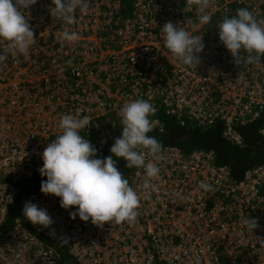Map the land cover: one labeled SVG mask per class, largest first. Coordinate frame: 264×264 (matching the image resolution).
Returning a JSON list of instances; mask_svg holds the SVG:
<instances>
[{"label": "built area", "instance_id": "1", "mask_svg": "<svg viewBox=\"0 0 264 264\" xmlns=\"http://www.w3.org/2000/svg\"><path fill=\"white\" fill-rule=\"evenodd\" d=\"M87 4L69 26L51 17V0H37L27 10L36 45L0 64V264H196L197 258L199 264H264V165L235 180L212 152L185 155L163 146L154 189L145 194L143 169L127 172L116 163L140 196L134 224L97 227L72 219L75 209H62L59 197L40 190L20 199L25 182L46 180L38 171L41 154L61 134L64 114L89 116L81 135L101 147L121 131V108L136 99L155 108L148 134L164 133L163 113L180 126L207 130L220 123L223 139L235 146H242L237 127L260 122L264 137V57L247 64L242 52L238 65L218 35L235 4L264 21V0H210L207 25L198 22L195 0H132L126 18L122 0ZM168 22L202 38L196 67L164 48L161 28ZM64 30L80 39L62 41ZM201 182L213 191H203ZM26 202L45 209L53 223L33 225L23 215ZM247 216L258 221L253 235L242 227Z\"/></svg>", "mask_w": 264, "mask_h": 264}, {"label": "clouds", "instance_id": "2", "mask_svg": "<svg viewBox=\"0 0 264 264\" xmlns=\"http://www.w3.org/2000/svg\"><path fill=\"white\" fill-rule=\"evenodd\" d=\"M37 0H0V42L7 44L0 48V64L8 55H24L36 45V37L27 20V10ZM200 13L198 22L207 25L211 22L208 9L210 0H195ZM49 12L51 17L61 19L65 25L75 22L77 10L84 12L88 8L87 0H51ZM264 21H258L247 9H238L232 18H224L218 25L219 40L240 65L239 57L247 53L245 63H258L264 57ZM164 48L186 66L200 63L199 54L204 49L202 38L174 25L166 23L162 28ZM64 42H76L80 39L76 31L64 30L60 34ZM68 63V62H66ZM65 65L59 66L63 72ZM244 72L239 76L242 78ZM153 105L144 99L126 103L119 113L121 136L114 140L110 148L112 155L97 158V149L81 131L88 128L91 118L87 115L78 117L64 114L59 127L61 134L48 144L41 154L42 167L38 170L42 180L40 191L44 195L60 198L62 209H75L70 218L83 222L91 221L97 227L104 224H134L138 217L140 196L130 186L128 178L123 177L116 167V160H124L128 169H143L144 181L141 187L148 194L154 189L151 181L160 173L158 162L164 159L163 146L154 137L149 117L154 114ZM146 155L152 159L146 161ZM116 158V160L113 159ZM200 188L205 192L213 191L210 184L201 182ZM24 217L33 225L49 227L53 221L48 212L36 204L26 202ZM242 227L253 235L258 227L255 218L243 219ZM63 244H67L64 239ZM264 244V241H260ZM196 264H199L197 258Z\"/></svg>", "mask_w": 264, "mask_h": 264}, {"label": "trees", "instance_id": "3", "mask_svg": "<svg viewBox=\"0 0 264 264\" xmlns=\"http://www.w3.org/2000/svg\"><path fill=\"white\" fill-rule=\"evenodd\" d=\"M181 5H186L190 0H176ZM123 16L129 17L132 8V0H122ZM234 11L232 16L236 15L238 9H243L241 6L233 5ZM162 111V110H161ZM159 121L164 124V133L148 134L154 136L162 146H172L179 148L183 154L187 155L192 151H208L215 155L216 163L219 165L228 166L233 178L239 180L243 174L254 167L264 165V137L259 135L260 122L253 123L244 127H237L235 130L241 137L242 146H235L223 139V126L220 123L215 124L210 129H201L194 124L184 122V126H180L175 118H170L160 113ZM121 136V131L117 130L113 140L108 142L104 147L99 146L96 142H92L97 149V158H105L111 154L110 148L116 138ZM116 160L115 157H113ZM120 166L129 169L125 166V161L116 160ZM42 180L32 179L25 182L21 186L20 199H24L26 195L34 193L40 189ZM16 206L11 215L16 212Z\"/></svg>", "mask_w": 264, "mask_h": 264}, {"label": "bare ground", "instance_id": "4", "mask_svg": "<svg viewBox=\"0 0 264 264\" xmlns=\"http://www.w3.org/2000/svg\"><path fill=\"white\" fill-rule=\"evenodd\" d=\"M223 166H224V165H223ZM36 179H39V180H45V179H41V178H36ZM39 190H40V189H39ZM39 190H38V191H39ZM36 192H37V191H36Z\"/></svg>", "mask_w": 264, "mask_h": 264}, {"label": "rangeland", "instance_id": "5", "mask_svg": "<svg viewBox=\"0 0 264 264\" xmlns=\"http://www.w3.org/2000/svg\"><path fill=\"white\" fill-rule=\"evenodd\" d=\"M191 1H194V0H191Z\"/></svg>", "mask_w": 264, "mask_h": 264}]
</instances>
